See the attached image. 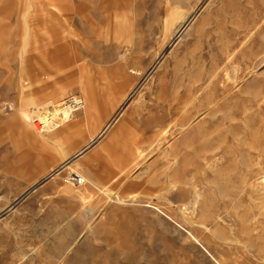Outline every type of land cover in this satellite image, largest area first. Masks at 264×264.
<instances>
[{
    "label": "rangeland",
    "instance_id": "374dc122",
    "mask_svg": "<svg viewBox=\"0 0 264 264\" xmlns=\"http://www.w3.org/2000/svg\"><path fill=\"white\" fill-rule=\"evenodd\" d=\"M263 56L264 0H0V264H264Z\"/></svg>",
    "mask_w": 264,
    "mask_h": 264
},
{
    "label": "bare ground",
    "instance_id": "6f19581e",
    "mask_svg": "<svg viewBox=\"0 0 264 264\" xmlns=\"http://www.w3.org/2000/svg\"><path fill=\"white\" fill-rule=\"evenodd\" d=\"M193 16V15H192ZM190 19H186L185 21H182V23L180 24V26H178L179 28H178V30L174 33V36L176 37V36H181L185 31H186V29H185V27H186V25H187V23H188V21H189ZM178 23V22H177ZM190 23V22H189ZM187 26H190L189 24L187 25ZM185 29V30H184ZM235 57V56H234ZM235 58H231V59H228V62L229 63H232L233 62V60H234ZM230 60V61H229ZM157 64V63H156ZM155 66V65H154ZM153 66V67H154ZM228 66V64L227 65H225L224 66V68L222 69V70H215L214 72H212V74H210L209 75V86H207V88H209L210 86H212V85H214V84H216V83H219L221 80H222V78L224 77H222L221 75H222V72H224L225 71V69H226V67ZM262 66H264V56L259 60V62H257L256 64H255V66H254V69H253V71H251L250 73H251V75H255V74H257V69L259 68V67H262ZM156 67V66H155ZM154 68H152L151 70H149L148 71V73L146 74V76H148V75H151V71L153 70ZM228 72V71H227ZM150 73V74H149ZM226 73V72H225ZM238 73L239 72H237V68L236 67H234V72H233V75L232 76H230V77H228L227 79V81H229V82H231L232 84H234V86H235V88H237V86L238 85H240V80H239V78H238ZM146 76H144V78L146 77ZM143 80V79H142ZM244 80V79H243ZM140 84L141 83H139L134 89H133V93L136 91V89L140 86ZM132 95V94H131ZM84 100V99H83ZM84 103H85V101H84ZM86 108V103H85V107H84V109ZM54 109H56V107H53V109L51 110V112L53 111V116L56 118L58 115H59V118H58V122H51L50 123V125H49V127H48V130H46L45 132H41L42 130H41V127L39 126V125H37V132L36 133H33L32 132V138L39 144V145H43V146H45L46 145V143L47 142H50V141H54V140H56V139H58V137L61 135V134H63V133H65L66 131H68L69 129H71V125H70V123H71V121L72 120H74V116L73 115H71L70 116V114L67 112V109H59L60 110V114H57V113H54ZM93 110V105L89 102V108H88V110ZM26 118L27 119H29V117L28 116H26ZM53 120H55V119H53ZM202 120H200L199 122H201ZM198 122V121H197ZM201 124V123H200ZM25 125V124H24ZM61 125H66L67 126V128L66 129H63V130H57L58 128H60L61 127ZM190 125V124H189ZM27 127V126H26ZM35 127V126H34ZM188 127V126H187ZM185 128L184 126L181 128V127H179L180 129H179V133L180 134H183L185 131H186V129H188V128ZM57 130V131H56ZM27 131V130H26ZM55 131V132H54ZM170 130H169V128H167V129H163V130H161V138H160V143H162V141L167 137V135H168V132H169ZM31 133V132H30ZM178 135V134H177ZM97 139V138H96ZM94 142L96 143L97 142V140H94ZM130 142V141H129ZM131 143V142H130ZM36 145V144H35ZM135 145L137 146L136 147V149L134 150L133 148H134V146H133V148H131L130 147V149H128L129 148V146H131L130 144H129V146H128V148L127 147H125V150H123L124 151V153H125V155H127V159L128 160H130V162H131V164L130 165H126L125 164V166H124V169L121 171L122 173L121 174H123V175H125V178L127 179H129V177L130 176H132L135 172H133L132 173V171H134L135 170V168H137V166H139V164H140V162H141V160L144 158V152L142 151V150H140L139 149V147H138V141H136L135 142ZM124 148V147H123ZM127 149V150H126ZM131 149L133 150V152H131ZM153 151V150H152ZM149 153V152H148ZM149 155H153V152L152 153H149L148 155H147V157L149 156ZM71 158L72 157H69V160L65 163V164H63L59 169H56V171L54 172V173H52L50 176H49V179L51 178V179H53V178H55V177H57V175L58 174H61L63 171H65V169L66 168H68L69 166H70V164L72 163V160H71ZM136 170H138V169H136ZM131 172V173H130ZM139 174V173H138ZM120 175V174H119ZM122 176V175H121ZM81 177V176H80ZM82 179H83V181H85L84 180V178L83 177H81ZM50 179V180H51ZM140 180V179H139ZM48 181V180H47ZM96 187H97V185H95ZM98 188V187H97ZM134 197V196H133ZM134 201H136V197H134V199H133Z\"/></svg>",
    "mask_w": 264,
    "mask_h": 264
},
{
    "label": "built area",
    "instance_id": "2783aa9c",
    "mask_svg": "<svg viewBox=\"0 0 264 264\" xmlns=\"http://www.w3.org/2000/svg\"><path fill=\"white\" fill-rule=\"evenodd\" d=\"M63 105V107H61L62 109H67V112L71 115L77 114L81 111L84 110L85 107V103L83 98H81L80 96L77 95H69L65 98V100L60 103ZM42 117H33L32 118V124L35 126V128L37 129V125H39L41 127V132H45L46 130H48V127L50 125L51 122H58V116L55 118L53 116V111L52 112H48L41 114ZM55 119V120H53ZM64 182L66 184H72V185H77V186H83L85 184V182L83 181V179L78 175V174H74V173H70L66 176V178L64 179Z\"/></svg>",
    "mask_w": 264,
    "mask_h": 264
}]
</instances>
